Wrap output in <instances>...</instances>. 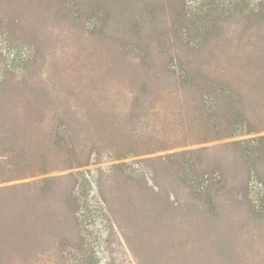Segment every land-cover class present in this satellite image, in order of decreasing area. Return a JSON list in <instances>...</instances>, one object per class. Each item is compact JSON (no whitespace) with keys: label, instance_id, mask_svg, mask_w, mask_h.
Masks as SVG:
<instances>
[{"label":"rangeland","instance_id":"374dc122","mask_svg":"<svg viewBox=\"0 0 264 264\" xmlns=\"http://www.w3.org/2000/svg\"><path fill=\"white\" fill-rule=\"evenodd\" d=\"M130 1L134 13L122 0H0V125L17 127L27 149L46 157L43 176L66 175L59 193L77 199L57 246L28 264H264V141L245 142L264 135L247 132L264 127L256 115L264 92L234 84L257 74L236 70L220 50L238 43L234 19L209 15L235 0H186V29L176 26L182 20L173 0ZM165 64L177 75H209L229 91L242 87L248 108L242 115L225 97L214 108L208 97L195 109L200 90L176 97L155 79ZM145 106L152 122L144 113L129 116ZM195 138L205 142L155 151ZM212 145L221 146L195 154L186 174L176 173L175 162L142 160ZM142 149L155 152L131 154ZM201 177L207 190L192 199L184 183L196 179L199 187Z\"/></svg>","mask_w":264,"mask_h":264},{"label":"trees","instance_id":"16d2710c","mask_svg":"<svg viewBox=\"0 0 264 264\" xmlns=\"http://www.w3.org/2000/svg\"><path fill=\"white\" fill-rule=\"evenodd\" d=\"M122 2L125 3L126 9H130L131 12L134 13L138 10L131 4L130 0H122ZM128 2L131 5H129ZM134 2L136 4V0H134ZM173 2L176 5L175 13H177L182 20L176 26L180 29H186V26H184L185 20L188 19L186 17L188 16L185 5L186 0H173ZM145 9L147 10V7ZM209 12V15L211 14L214 16V21H220V18L223 20L234 19L233 22L236 25L235 33H237L236 39L238 43L236 46L224 45L220 50L228 57H233V61L235 60V62H237L236 66H238L236 70L244 69L253 75L257 74L255 80L247 82L239 78L234 81V84L238 85L239 82H244L250 89L264 92V85H261L262 79L264 78V0H259L252 7L248 5V0H235L225 8L216 9L214 11L209 9ZM224 62L225 63L221 65L223 66L224 74H227V67L225 65L229 64V60L226 58ZM143 66L148 67L147 65ZM155 79L157 81L158 79L161 80V86H163V88L169 86L174 87L169 93H173L176 97H180L181 95L186 97L191 91L200 90V96L193 101V107L195 109L199 107L203 109L205 106L204 101H206L208 97L213 101L212 107L217 108L220 105L219 99L225 97L228 99L229 104H232L229 107H238L236 110L242 111L241 114L243 115V110L248 108V101H251L244 90H238L242 88L240 86H237L235 89L233 84L230 87L232 91H229L210 78L209 75L203 76L201 73L193 75L191 71L186 69H184L182 75H177L175 71L169 68L168 64L164 65L162 74L157 75ZM143 83L148 85L149 77L145 78ZM34 90L37 95L43 94L44 92L42 88L36 87ZM135 99L136 97L134 98V103H142L139 98ZM146 109V106L143 107V110L139 109V107H133L129 116L132 117V115H135L136 117L144 113L146 117L149 116L152 122L155 116L153 112L150 113V111H146ZM256 113L258 117L264 119V104L258 106ZM241 114L237 116L240 117ZM210 115L211 113H208L207 117ZM191 124L193 123L191 122ZM191 124H189L190 127H192ZM150 125L152 126V123H150ZM182 125L186 127L184 123H182ZM64 128H66V130L68 129L67 124L64 125ZM154 129L146 130L156 133ZM259 131H264V127L257 129L248 125V133ZM143 132V137H145L148 133H146V131ZM18 133L17 127L6 124L2 127L0 125V183L9 182L8 184L0 186V264H28L33 262L40 254L45 253V251L52 248V246H57L60 237L59 231L61 230L60 224L75 217L73 213L75 212L77 199L72 197V193L64 189L59 193L57 187V184H59L61 180L67 179V176L64 174L43 176L46 172V157L44 155L38 157L32 154L23 142L19 140ZM130 134L129 137H132L133 133ZM233 135L234 129L229 131L226 137H231ZM184 140L185 141L181 144H176L174 146L170 145L166 147V145H163L155 151L205 142L201 141L199 138L192 139V141L187 139ZM252 141L263 142L264 135H258L245 142L250 143ZM242 143V141H233L231 144L239 145L240 147ZM220 146L221 145H212L183 149L165 155H159L158 157H146L142 160L146 162L161 161L162 163L175 162L177 164L174 163V165L177 166L176 173L180 174L182 172L186 174L196 165L195 154L210 151ZM143 150L144 149H142L141 153L136 154L131 151V154L142 155L155 152ZM128 153L130 154V150L123 152V156L127 157ZM120 154H122V152ZM172 159L179 160L173 161ZM203 174L205 175L207 172ZM35 176L42 177L25 182H17L18 180ZM201 179L202 182L199 184V187L192 185L196 179H187L185 181L184 185L192 189L190 198L195 199L196 195L200 196L207 190L208 186L204 187L202 185V183L204 184L205 178L201 177ZM139 182H145V184H147L145 179ZM157 186L160 188L159 184ZM222 188H224V185L219 187V189ZM214 196H218V194ZM159 198H162L163 201L165 200L162 196H159ZM105 199L107 198L105 197ZM107 203L111 211L117 214L118 210L113 203H109V201H107ZM188 203L193 205L195 200H189ZM210 205H212V207L210 206V209H212L210 210V214L211 217H214L217 215L215 213L217 207L216 205L213 206L212 202ZM218 206L219 208L222 207L221 205ZM174 222L175 221H173V223ZM130 237H132L131 233L126 236L128 241Z\"/></svg>","mask_w":264,"mask_h":264},{"label":"built area","instance_id":"2783aa9c","mask_svg":"<svg viewBox=\"0 0 264 264\" xmlns=\"http://www.w3.org/2000/svg\"><path fill=\"white\" fill-rule=\"evenodd\" d=\"M87 176H89V175H87ZM89 178L91 179V177L89 176ZM260 185H258V189H261V188H263V186H262V183L260 182L259 183ZM91 192L93 193V194H95V192H96V184H95V182L91 179ZM253 193H254V191H253ZM257 196V195H256ZM255 196V197H256ZM256 201V200H255Z\"/></svg>","mask_w":264,"mask_h":264}]
</instances>
